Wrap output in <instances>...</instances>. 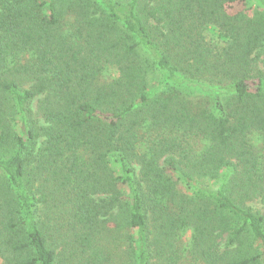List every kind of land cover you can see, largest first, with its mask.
<instances>
[{
    "label": "trees",
    "instance_id": "1",
    "mask_svg": "<svg viewBox=\"0 0 264 264\" xmlns=\"http://www.w3.org/2000/svg\"><path fill=\"white\" fill-rule=\"evenodd\" d=\"M253 202L264 0H0L1 264H264Z\"/></svg>",
    "mask_w": 264,
    "mask_h": 264
},
{
    "label": "rangeland",
    "instance_id": "2",
    "mask_svg": "<svg viewBox=\"0 0 264 264\" xmlns=\"http://www.w3.org/2000/svg\"><path fill=\"white\" fill-rule=\"evenodd\" d=\"M36 104H37V100L35 99L34 101L31 102V108L33 110L36 109ZM252 204V207L255 209V210H258L260 213H262L264 215V205L260 204V203H257V202H253L251 203ZM0 264H1V261H0Z\"/></svg>",
    "mask_w": 264,
    "mask_h": 264
}]
</instances>
